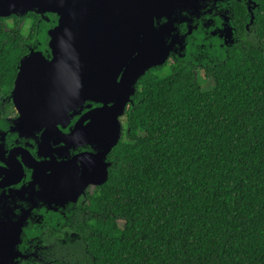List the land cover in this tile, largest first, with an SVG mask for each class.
<instances>
[{
    "label": "trees",
    "instance_id": "16d2710c",
    "mask_svg": "<svg viewBox=\"0 0 264 264\" xmlns=\"http://www.w3.org/2000/svg\"><path fill=\"white\" fill-rule=\"evenodd\" d=\"M256 2L250 32L242 2L232 3L238 41L212 40L202 70L166 61L138 79L107 179L83 203L80 239L69 260L52 264H264V0ZM36 18H0V98L26 43L46 39L49 24ZM9 107L0 100V116Z\"/></svg>",
    "mask_w": 264,
    "mask_h": 264
},
{
    "label": "water",
    "instance_id": "95a60500",
    "mask_svg": "<svg viewBox=\"0 0 264 264\" xmlns=\"http://www.w3.org/2000/svg\"><path fill=\"white\" fill-rule=\"evenodd\" d=\"M232 1L0 0V17L28 12L39 14V21L45 15L56 17L46 32L47 51L28 47L18 60L9 95L0 98L2 103L11 102L16 112V117L5 120L6 139L18 141L16 154L11 153L15 163L16 157L34 162L29 154L34 146L32 153L47 158L61 174L63 182L58 183L72 202L86 187L101 186L111 165L107 156L123 133L120 118L132 105L138 79L164 64L169 54L182 57L181 51L195 48L187 43L198 29L207 30L212 39L197 48L212 47L215 36L223 40L219 48L236 43L229 23ZM221 2L226 7L230 2V8L223 7L221 28L213 29L210 19L199 23L200 15L208 18ZM246 3L252 23L258 4ZM205 52L201 59H214ZM6 166L0 173L7 174ZM13 217L12 208L0 203V264L13 263L26 222L24 216L18 218L22 221Z\"/></svg>",
    "mask_w": 264,
    "mask_h": 264
},
{
    "label": "flooded vegetation",
    "instance_id": "af4514ba",
    "mask_svg": "<svg viewBox=\"0 0 264 264\" xmlns=\"http://www.w3.org/2000/svg\"><path fill=\"white\" fill-rule=\"evenodd\" d=\"M235 1L242 2L243 4L245 9L243 25L246 32H250V27L253 24V22L249 23L250 14L248 9L250 6L247 7L246 0H233L231 4ZM227 4V7L222 2L215 4L211 11L208 12V18H205L204 15H200L199 23H201L202 20L205 21L210 19L213 29L221 28L223 25V7L226 9L230 8V2ZM29 13L32 12H28L27 14ZM26 15H10L0 18H5L7 24H12L14 17L21 18L26 17ZM36 15L37 24L41 16L39 14ZM53 16L54 15H45V18H42L43 22L49 24L45 29L46 39L44 42L42 41L45 48L42 50L40 49L43 52L47 51L48 37L46 32L56 23V17ZM21 22H23V20ZM229 23L234 28L235 34L237 35L233 21L231 20ZM198 30L196 31V35L191 37V41L187 43V45L195 48L181 51L182 57H174L172 54H169L166 61L174 62L175 60L184 61L183 63L187 64L195 63L200 70L210 63V59H201L204 52L206 51L205 53H207V47L209 46L205 47V45H203L199 48L197 47L203 44L202 41H208L212 38H207V30ZM41 31L42 30L39 28L38 33ZM36 37L37 36L34 35L32 40L26 43L27 50L28 47H40L42 42L38 41ZM193 39H197L199 44L194 42ZM214 40L217 41L219 46L224 45L222 38L215 36ZM208 44L210 45V43ZM175 52L178 54L177 52H179V50ZM10 108L13 109V116H8L5 109L1 110L5 115L0 116V146L3 147V150L0 149V167L3 168L5 163L10 167L8 168L6 166L9 172H7L6 175L3 174L4 170H1L2 173H0V203L4 206L9 205L12 208L15 214V217L12 218L13 221H22V219H18L21 216H24L26 219V222L21 227L20 241L15 246L16 251L15 255H13V257H15L12 264H52V262L56 261L69 260L72 256L75 242L80 239L79 232L75 230V227L78 223L82 222V219L87 215V210L84 209L83 203L87 201V195L97 186L90 185L86 187L76 201L72 202L69 201V196L65 195L61 189L63 188L62 184L58 183L63 182L60 176L61 174L52 169L53 167L49 161L47 162V158L46 160L42 157L38 159L34 153H32L35 149L34 146H32L29 151V154H32V157L35 158H31L34 162L25 161L27 163L26 165L24 161L22 162L19 157H16L17 163H15L11 153L13 152L16 154L18 141H15L14 138L10 140L6 139L9 126L5 124V120L16 117L13 105L8 109ZM3 132L6 133L2 137ZM84 149L79 148V151ZM49 188L55 189L49 192Z\"/></svg>",
    "mask_w": 264,
    "mask_h": 264
},
{
    "label": "rangeland",
    "instance_id": "374dc122",
    "mask_svg": "<svg viewBox=\"0 0 264 264\" xmlns=\"http://www.w3.org/2000/svg\"><path fill=\"white\" fill-rule=\"evenodd\" d=\"M27 24L28 23H26L25 25H24V27L22 28V32L23 33H26V26H27ZM11 24H8V26H10ZM207 82V83H206ZM201 85H202V87L204 88V89H207L208 88V86H210L211 85V81L210 80H208V81H202V83H201ZM7 113H8V116H13V114H14V112H13V109L12 108H10L9 110H7Z\"/></svg>",
    "mask_w": 264,
    "mask_h": 264
}]
</instances>
